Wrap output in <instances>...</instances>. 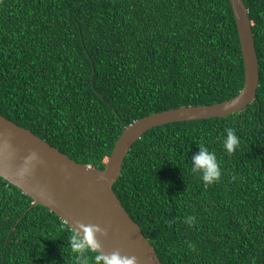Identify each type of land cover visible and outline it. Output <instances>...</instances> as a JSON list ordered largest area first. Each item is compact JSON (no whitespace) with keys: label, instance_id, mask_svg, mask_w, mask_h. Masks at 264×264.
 <instances>
[{"label":"trees","instance_id":"16d2710c","mask_svg":"<svg viewBox=\"0 0 264 264\" xmlns=\"http://www.w3.org/2000/svg\"><path fill=\"white\" fill-rule=\"evenodd\" d=\"M243 2L256 98L147 130L112 187L161 264H264V0ZM243 83L228 0H0V115L76 163L102 170L132 122L226 101ZM226 128L240 140L234 154ZM198 144L222 172L207 187L191 171ZM32 202L0 178V264H75L70 228Z\"/></svg>","mask_w":264,"mask_h":264},{"label":"water","instance_id":"95a60500","mask_svg":"<svg viewBox=\"0 0 264 264\" xmlns=\"http://www.w3.org/2000/svg\"><path fill=\"white\" fill-rule=\"evenodd\" d=\"M228 1L244 66V83L236 96L212 105L152 113L134 121L123 128L102 170L74 162L29 129L0 115V178L31 198L32 206L47 208L68 227H75L76 221L107 227L108 236L98 237L104 253L120 249L122 255L138 257L139 264H161L153 246L129 217L112 187L131 146L147 130L174 122L225 117L242 110L256 98L259 74L252 24L243 0ZM32 153L43 163L30 161L28 157ZM24 170L27 171L22 180L19 174ZM101 176L106 179L100 180ZM42 190L45 195L41 194Z\"/></svg>","mask_w":264,"mask_h":264},{"label":"clouds","instance_id":"9594fccd","mask_svg":"<svg viewBox=\"0 0 264 264\" xmlns=\"http://www.w3.org/2000/svg\"><path fill=\"white\" fill-rule=\"evenodd\" d=\"M225 132L226 137L224 139L223 146L229 154H234L240 144L239 137L232 128H226ZM198 147L199 152L192 157L191 171L194 174H199L205 187H207L219 182L222 172L214 152H210L204 144H198ZM28 159L30 161L36 160L43 163L36 153H32ZM106 159L104 160V163H106ZM26 171L27 170L21 171L19 174L22 180ZM99 179L105 180L106 177L101 176ZM232 179L235 180L236 177L233 176ZM41 194L45 195L43 190L41 191ZM47 198L51 200L50 197ZM52 202L54 203V201ZM195 222L196 218L194 216H188L184 220V223L189 226H193ZM69 228L72 233L69 239L70 248L72 252L76 254L75 264H90V260L92 264H139L138 257L135 255H122L120 249H115L110 253L103 252L102 244L98 237L108 236L107 227H101L98 224H85L81 221H76L75 227L69 226ZM187 243L190 249L195 250L194 244L190 241ZM89 253H94L95 255L90 257Z\"/></svg>","mask_w":264,"mask_h":264}]
</instances>
